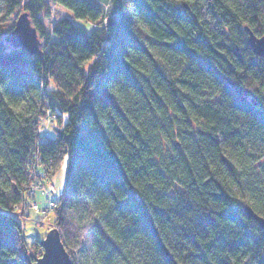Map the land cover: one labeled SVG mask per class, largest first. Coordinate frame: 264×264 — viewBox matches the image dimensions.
Segmentation results:
<instances>
[{
	"label": "trees",
	"instance_id": "obj_1",
	"mask_svg": "<svg viewBox=\"0 0 264 264\" xmlns=\"http://www.w3.org/2000/svg\"><path fill=\"white\" fill-rule=\"evenodd\" d=\"M52 3L72 17L46 32ZM108 5L0 0V264L42 255L9 211L33 170L51 162L47 184L65 157L59 195L35 198L56 202L73 264H264V229L244 211L264 216V57L245 29L264 34V0ZM20 8L43 56L5 40Z\"/></svg>",
	"mask_w": 264,
	"mask_h": 264
},
{
	"label": "rangeland",
	"instance_id": "obj_2",
	"mask_svg": "<svg viewBox=\"0 0 264 264\" xmlns=\"http://www.w3.org/2000/svg\"><path fill=\"white\" fill-rule=\"evenodd\" d=\"M99 3L104 6L106 9L105 12L107 14H110L111 10L108 5L109 0H97ZM49 13L45 12L43 15V20H44V25H45V30L46 32L52 30L53 24L58 21L59 19L63 17H72V12L67 9L66 7L52 3L51 6L49 7ZM23 12V9L20 8L18 9L10 18L9 20L5 23V30L8 32L11 29L14 28L17 16ZM46 14V15H45ZM32 21V20H31ZM108 21V20H107ZM106 18H103L101 21H98V23H94V26H99V24H106L107 23ZM77 22L81 23L80 21L77 20ZM33 23V21H32ZM38 36L41 41V49L42 51L45 50V43H46V37L43 36L40 32H38ZM51 38L53 36L51 35ZM52 86V85H51ZM57 115L53 114L52 117H48L45 120V123L43 124L44 127H48V131L50 133H53V130L51 128L53 126L57 125ZM66 165H67V158L65 157L64 160L62 161V164L60 167L56 170L54 176L52 177V181H49L47 184L42 185V187H39L41 189L48 190V195L50 198L55 199L60 191L63 188L64 181H65V174H66ZM53 167L51 169H47V172L45 173L44 177H49L51 178V173H52ZM29 197L28 200L23 201L20 205H18L17 209V214H18V219L21 221V223L25 226L26 233L27 235L31 236L33 235L32 231L35 232L34 235H38L41 240L45 239L47 234L50 231L56 230L59 231L58 226L54 220L55 216V207H46L41 209V207H35L33 204V200ZM60 232V231H59ZM33 235V236H34ZM66 250L69 252L68 247L65 245ZM42 251L43 253V247L37 246L35 244L30 245V248L28 249L29 254H33V252H39ZM71 259L72 256L69 253ZM41 257V255L39 256ZM35 261V260H31Z\"/></svg>",
	"mask_w": 264,
	"mask_h": 264
},
{
	"label": "water",
	"instance_id": "obj_3",
	"mask_svg": "<svg viewBox=\"0 0 264 264\" xmlns=\"http://www.w3.org/2000/svg\"><path fill=\"white\" fill-rule=\"evenodd\" d=\"M245 29L248 32V43L251 48L257 55L264 57V34H255L249 26H245ZM5 40L14 48H22L30 54L43 56L38 31L27 11L17 16L14 28L5 35ZM244 211L264 229V216L257 213L249 204L244 206ZM41 245L43 247L41 257L35 261L30 260L29 264H73L59 231H50L46 238L41 240Z\"/></svg>",
	"mask_w": 264,
	"mask_h": 264
},
{
	"label": "built area",
	"instance_id": "obj_4",
	"mask_svg": "<svg viewBox=\"0 0 264 264\" xmlns=\"http://www.w3.org/2000/svg\"><path fill=\"white\" fill-rule=\"evenodd\" d=\"M39 165V164H38ZM52 165L51 162L48 163V166L42 170H33V183L30 186L29 192L31 194V196H29L32 200H33V204L35 205V207H41V209L46 208V207H55L56 206V202L53 200L48 199L47 203H44L43 205H41V203L39 201H37V199L35 198V194L37 191L39 190H45L41 189L39 187H42V185L46 184V181L49 179V177H44L45 173L47 172V169H51ZM33 196V197H32ZM28 197V198H29ZM28 200V199H27ZM31 200V201H32ZM17 209H18V205L15 207V209L9 211L11 214L15 215L16 217H18L17 214Z\"/></svg>",
	"mask_w": 264,
	"mask_h": 264
}]
</instances>
